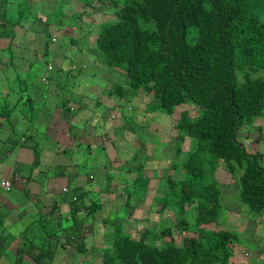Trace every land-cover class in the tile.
<instances>
[{"label": "trees", "instance_id": "1", "mask_svg": "<svg viewBox=\"0 0 264 264\" xmlns=\"http://www.w3.org/2000/svg\"><path fill=\"white\" fill-rule=\"evenodd\" d=\"M67 1L74 9L80 6L83 14L100 12L112 16L110 20L96 24V38L89 48L111 73L118 72L125 77V83L114 82L105 94L107 98L118 99L117 104L125 110L122 111L125 118L134 119L141 110L131 99L145 95H150L145 114L162 112L171 115L177 106L185 103H190L196 110L193 118L189 117L188 110L180 111V117L172 127L178 135L173 159L170 157L163 164L153 163L165 177V190L153 200L162 216L165 206L176 210V223L173 226L171 221L161 224L158 230L145 227L138 237L123 229L127 221L115 223L127 216L133 191L136 190L140 197L150 182L158 179L144 173L151 163L144 160L143 153L137 148L125 167L129 172L127 175H132V186L121 181L124 194L117 197L125 210L123 214L109 218L113 231H106L110 236L105 238L103 246L97 249L99 251L96 250L100 261L94 264H228L234 258L235 247L241 243L234 230L232 233L220 224L223 205L221 183L215 176L217 169L222 167L230 174L237 198L247 205L248 213L256 214L260 220L264 212V155L259 149H248L247 144L252 138L250 129L255 128L260 133L264 126V122L254 126L256 119L264 114V0ZM7 2L3 0L0 9V40L7 38L10 42L16 36L15 26L22 27V21L32 16L25 14V3L17 1L18 15L13 17L5 12L9 8ZM62 4L63 0L56 6V13L44 12L46 43L42 52L32 54L27 65H17L13 44H7L6 49L10 50L7 60L0 56V68L4 69L3 65L17 67V74L7 79L6 87H0V132L6 135L0 141L7 140L11 147L18 144L21 135L11 121L12 113L20 109L21 119L32 122L36 108L33 101L43 93L42 85H46L47 90L49 71L61 70L50 66L49 45L47 48L46 44L51 35L49 26L62 24L64 21L60 18L68 16L62 10ZM40 15L38 11L36 17ZM57 18L60 21L56 22ZM72 42L79 43L73 38ZM69 60L72 62L73 58ZM40 64L43 67L42 84L33 83L29 80L30 73L38 71ZM65 86L66 83L60 82L58 89L64 90ZM127 90L131 91L128 97ZM8 94H16L15 103L6 99ZM70 100L73 101L63 98L61 106L75 114L87 110L93 119L87 104L78 100V105L70 107L73 106ZM25 105L30 106L28 114L24 111ZM75 127L76 124L69 123V132L76 134ZM184 139H190L192 144L186 156L180 158ZM260 141V138L255 139V142ZM102 145L100 141L83 151L85 159L81 158L76 169L87 167L89 161L93 166L101 163L98 151L104 150ZM37 152L35 149L33 165L39 160ZM116 164L106 161L97 167L107 171L105 181L112 183L116 178L115 171H110L111 165ZM76 169L66 171L64 167L56 172L48 171L46 175L64 177L70 187L80 178ZM83 172L88 184L98 179H90L95 175L93 172L91 176L90 170ZM141 183L143 186L137 188ZM67 193L69 216H63L56 203L50 204L31 225L36 230L32 234L35 238L29 240L28 236L31 243L27 245L25 239L21 244L15 264L20 263L23 255H29L36 264H50L54 245L58 242L64 246V242L77 240L84 245L86 237L81 229L77 230L83 224L79 214L84 212L86 218L94 216L101 202L96 196L84 199L86 195L78 192L77 187H71ZM188 209L193 212L192 220ZM175 229L182 233L179 244L173 236ZM187 232L193 234L184 235ZM23 234L28 235V232ZM6 246L7 240L0 235V254Z\"/></svg>", "mask_w": 264, "mask_h": 264}, {"label": "rangeland", "instance_id": "2", "mask_svg": "<svg viewBox=\"0 0 264 264\" xmlns=\"http://www.w3.org/2000/svg\"><path fill=\"white\" fill-rule=\"evenodd\" d=\"M17 1H22L25 3V14L27 16L30 14L32 18L23 20L22 27L15 26L16 36L12 41L9 42L7 38H3L2 40H0V56L4 59V61L7 60L8 52L10 51L9 49H6L7 44H13L11 47L14 51L13 57L18 63L17 65H19L20 63L23 65H27V62L32 54L42 52L46 43L45 29L47 28V22L45 21L44 12L49 11V14L51 13V11H53L54 13H56L57 11L54 10L56 6H58L59 2H61V0H8L7 6L9 8H7L5 12L11 14L13 17L18 15V7H15ZM3 4V0H0V9H2ZM63 4L62 10L68 13V16L60 18L64 21L63 23L61 22L62 24H59L57 26H49L51 29V35L46 44L47 48L49 45L50 65H52L53 67L55 66L61 68V70L55 69L54 72L49 71V75L51 77L49 76L50 81L47 84V90L45 89L46 85H42L43 93L37 96V100L34 99L33 101L34 106L38 104L39 107L35 108V113L33 115L31 125L33 124L34 127H38L40 135L45 134L46 128L42 125L43 123H40L38 121L40 118H42L49 125L50 131L56 129V136L61 139L66 137L64 133L65 131H68L67 125L69 123H74L77 126V133H82L84 135L83 140L87 141V137L89 138L91 134L96 138L98 137L96 144L100 143L101 141V143H103L104 145V150L98 151L99 161L101 163H105L106 161L114 163L118 160L120 165H122L119 174L116 176V179H118L119 183L116 182L117 184L115 185L121 187V181H126L128 185L132 186V175H127L129 174V172L125 170V167L130 164L131 157L135 150H137V146L142 140L143 128L144 134L148 141L147 144L146 142L143 144L141 150L144 153V160H148L150 158L151 153L154 151L153 148L158 144L159 140H163L164 145L166 146L165 149L167 148V156L171 157L174 154V148H172V146L175 147L174 141L178 138V135H176V129L172 128V125H174L176 123V120L179 119L180 111L184 109L188 110L189 117L193 118L195 117L196 110L193 106H191L190 103H185L177 106L175 109L176 112L173 115H167L162 112H155L154 114H147L148 118H146L147 115H144L143 110L144 108L148 107L149 103L146 102L149 100L150 95H145L137 100L135 98L131 99L136 107H139L141 109L138 121L144 119L145 122L148 121L147 124H143L145 127L141 126L139 122H134L133 118L131 117L128 119L125 118L126 116H124L122 112L125 110L123 109V107L121 109L120 105L116 102L118 99L115 97H110L109 99H107L105 98V95H103V93L105 94L106 90H110L113 87L114 82L116 83L120 81L122 83H125V77L123 75L119 76L118 74L114 75V73L109 72L107 67H105L96 59L94 53L91 51L92 48H89V44L93 43L96 38V33L94 34V31L96 30V24L102 23L107 19L110 20L112 16L104 15L100 12L93 15H87L83 14L82 8L80 6L74 9V5H70L67 0H63ZM38 11L39 13H41V15H43V17L41 15L36 17ZM78 12H81L80 17L78 16ZM57 21L60 20H58L57 18L56 22ZM72 21L73 23H71ZM72 38L77 40L79 43H73ZM20 57H22V60ZM69 58H73L72 62H70ZM16 62L14 61V64H16ZM3 67L6 70L3 71L4 69L0 68V87L5 88L8 80L15 76L17 67L14 68L13 65H3ZM77 68H82V70H77ZM37 69L38 71H32L30 73L29 80H31L33 83L42 84V82H40L43 73L42 65L40 64ZM60 82L66 83L64 90L58 89L60 86ZM130 95L131 91L127 90V97ZM9 96L10 94H8L6 99H8ZM11 96L14 100L16 94H12ZM75 96L80 99L79 102L87 104L89 106L87 108L92 110L93 119L90 120V112L87 110L83 109L75 115L73 114L74 112L67 111L61 106L60 102L63 98H72L74 101L78 102ZM98 99H102V104L105 106L104 109H101V101L94 102ZM114 102L116 104H114ZM25 106L27 108H25L24 111L28 114L30 106ZM95 106L100 107L95 108ZM78 117H81L79 118L80 121L77 120ZM84 119H87V123L85 124V126L82 125V121ZM258 121H264V114L263 117L261 116ZM255 124L260 123L255 122ZM104 129H106L107 134L114 133V135H112V137L107 136V134H104ZM251 131L252 130L250 129V132ZM263 136L264 133L262 134V137ZM169 138H171V140L168 143L166 140ZM134 140H137V145L134 144ZM62 141H65V139H63ZM248 141L249 142H247V144L249 147L252 146V149L256 148L264 151V145L262 142L256 143L254 138H251ZM191 144L192 141L190 139H184L182 142V150L179 153L178 157L183 158L184 156H186L185 154L187 153ZM95 146L92 145L91 147ZM118 146L120 148V153L117 149H115ZM84 156V153L79 155V157L83 160L85 159ZM140 157H142V154H140ZM119 158L121 159L119 160ZM171 159H173V157H171ZM122 161L123 164H121ZM0 162H2V160H0ZM101 163L93 166L89 161L87 167L83 169L77 168L76 171L79 172L80 178L82 180H85V183L87 184L85 179L86 174L83 171L90 170L94 172L96 176L104 175L107 171L103 172L102 170L97 169V167H99ZM152 167V163L149 164L145 169V174L156 179L158 178V182L157 180L150 182L147 189L145 188L144 192H141V198L137 197L139 194L136 192V190H134L132 194L133 199H131L130 201L127 216L124 215V218H119L115 222L121 223L123 221H127V223H124L123 229L129 232L133 237H138V233H140L145 227L158 230L161 224H168L171 221V226H173L177 221V215L175 214L176 210H174L173 208H169L168 206L164 205L165 210L163 212V216L160 215L158 211L156 200L153 199L155 196H158L159 193L165 190V177L164 175H161L162 172L158 167H156V169H153ZM22 168L23 167L21 166V169ZM26 170H28L29 174L30 167L25 166L23 168V173H25ZM31 170L34 172L35 168L31 167ZM215 176L218 179L219 183H221L220 185L222 189L221 202L223 208L221 211L220 224L228 231L232 232L233 230H235V232L240 235L239 243L242 244L244 241H246L247 238L250 237L249 235H247L246 231H243L245 225L256 222L251 220L250 218L243 219V217L239 213H237L238 208L240 210H248V207L246 204L238 200L236 190H234L235 187L233 186L234 183L232 178L230 177V174L224 168L219 167L215 173ZM142 184L143 183H141L137 188L142 187ZM113 190L114 188L112 186L110 188V191ZM115 193H117V197L119 194H121L119 192H113V195ZM90 197L95 198L94 195ZM86 201L88 202V200ZM119 201L120 199H118V201L115 200V202H104L101 209L98 211V218L101 220L107 219V221H109L110 217L113 218V216H115L116 214H123L125 209H123ZM230 207H232V209H229ZM113 211L116 212L110 215V213H112ZM187 213L191 216L190 219L192 220V210L188 209ZM249 214L253 218L257 217V215L252 212H250ZM250 221L252 222L250 223ZM104 227L105 229L109 230L110 233H112L113 225L108 223L104 224ZM236 227L243 232L239 233L235 229ZM88 233L90 234L93 232ZM192 234L193 233L191 232H187V234L184 235ZM102 236L103 238L100 236L99 237L104 241L105 238L107 240L110 234L108 232H104L102 233ZM173 236L175 237L176 243L179 244L182 240V233L175 229L173 232ZM93 239H95V237H93L91 240ZM97 247L99 248L100 246ZM256 251H258L257 247L254 249L251 248V250L248 252H244V255L247 259L250 257V259L246 261V264H249V261L251 259L256 258ZM228 264L245 263H240L233 258V260H230Z\"/></svg>", "mask_w": 264, "mask_h": 264}, {"label": "crops", "instance_id": "3", "mask_svg": "<svg viewBox=\"0 0 264 264\" xmlns=\"http://www.w3.org/2000/svg\"><path fill=\"white\" fill-rule=\"evenodd\" d=\"M116 74L120 76L118 72L114 73V75ZM105 94L103 93V95ZM105 98L107 97L105 96ZM9 100L15 103V99L13 100L12 96L9 97ZM70 101L72 102L71 104L73 105L71 107H75L76 105L79 104L77 101L74 100L73 101L70 100ZM114 104L116 103L114 102ZM100 106L101 107L104 106L102 104V101ZM38 107L39 106L37 104L36 108ZM137 114L138 115L133 119L134 122H139L141 126H143V124L144 125L147 124L148 121L145 122V119L138 121L140 112H138ZM123 115L126 116L125 114ZM130 116L131 114L129 115V117ZM79 118L81 117H78L77 120H79ZM146 118H148V115ZM259 118L256 119L255 122H259L260 124L254 123V126L263 125L264 121L262 122L258 121ZM11 119H12L11 120L12 123L15 124L17 127V132L21 133V135L18 144L16 145L14 144L12 147L10 146V142H8L7 140L0 141V146L2 145V147H0V160H2V162H0V181L5 178L11 179L12 181V186L10 191L6 192L2 190L0 187V223H2V225L0 226V235L7 240L6 249L0 254V264H15L16 257L18 258L19 256L18 248L21 246V244H23L26 239L27 240L26 244L28 245L31 243V241L29 240L31 238L32 239L35 238L32 236V234L36 230H34L31 227V225H33L35 220H37L36 219L37 216L47 211L50 204L56 203L60 207L59 210L61 214L67 217L69 216L68 213L69 204L66 202L67 200H69L67 199L69 198V194L67 193L68 191L63 190L64 188L70 189L71 187L72 188L77 187L78 192H81L86 195L84 199H89L90 196L93 195L96 196L101 202V207L102 204L106 201H114V202L115 200L117 201V193L113 195V192H119V193L123 192L122 186L119 187L115 185L119 183L118 179H116L117 177L114 180H112V183H109L105 181L104 175L95 176L92 171L90 174L91 176L93 175L94 176L93 178L90 179H96L98 177L96 181L93 180V182H91L90 184L88 183L86 184L85 180L79 178L78 180H75L73 183H71L70 187H68L67 184L68 181L66 178L64 177L59 178L57 177L56 174L50 177H47L46 175L48 171L52 170L56 172L63 169L64 167L66 171L75 170L76 165L82 161V159L79 157L80 153H82L83 151L85 152L86 149H90L92 145L95 146L98 137L96 138L91 134L89 138L87 137V141H86L83 140L84 135L82 133H76V134L74 132L70 133L68 130L65 131L64 133L66 137L59 139L56 136L57 135L56 129L50 131L49 125L42 118H40L38 121L40 123H43L42 125L46 128V130H45V134L40 135L38 131V127H34L33 124L31 125V122L24 121L21 119V113L19 112L18 109L12 113ZM85 121H86L85 119L82 121L83 126H85V124L87 123ZM70 124H74V123H70ZM68 125H67V129H68ZM263 127L260 133H258L255 128L253 129L251 128L252 131L250 132V137L254 139H256V137L260 138L261 139L260 142H262L264 145V136L262 137V134L264 133ZM76 130H77V126L75 127L74 131ZM104 131H106V129H104ZM142 131H143L142 140L140 141V144L137 146V148L140 151L142 150L143 144L145 142L146 144L148 143L147 138L144 134V128ZM112 135H114V133L108 134V136H112ZM5 136H6L5 133L0 132V139L5 138ZM63 139H65V141H62ZM170 140L171 138L167 139L166 141L169 143ZM136 142L137 140H134L135 145H137ZM8 147H9V151L7 150ZM165 147L166 146L164 145L163 140H159L158 144L153 148L154 151L151 153L150 158L147 160L148 162L152 163V166L153 163L155 162H158L157 164L159 163L163 164L164 161L169 160L170 157L167 156V148L165 149ZM250 147L248 146V148ZM172 148H174V146H172ZM35 149H37L38 151L37 153L39 160L37 164L33 165ZM115 149H117L118 152L120 153L119 147H116ZM262 153L264 155V151H262ZM120 159L121 158H119V160ZM116 162H117L116 166L111 165V167L113 168H110V171H115L114 174L115 176L118 175L119 171L121 170V169L117 170V168L122 167V165H120L118 160ZM121 164H123V161L121 162ZM157 164L156 167H158ZM21 166L23 168L25 166L30 167L29 174H28V170H26V172L23 173V168L21 169ZM31 167L35 168L34 172L31 170ZM156 167L153 166L152 168L156 169ZM89 176L90 175H88V177ZM112 186L114 190L110 191V188ZM232 207H230L229 209H232ZM100 209H98L94 213V216L92 217L88 216V218H86L87 216L84 215V212H80L79 220L80 222H83V224L81 226H78L77 230L81 229L82 234H84L85 237H87L88 235L87 239L85 238L86 240L85 239L83 240L84 245L79 244L80 242L77 240H71L67 243L64 242V246H62L61 243L59 242L56 243L53 248L50 264L99 263L100 258L96 250L98 249L97 246H100L99 248L103 246L104 241L100 237L103 238L102 233L108 231L107 229H105L104 224L109 223L107 219L101 220L98 218L97 214ZM114 212L116 211H113L112 213H110V215H112ZM237 213H239L243 217V219L250 218L256 223H251L252 221H250L251 224L245 225L243 231H246L247 235H249L250 237L247 238L246 241H244L241 245L237 244L234 251V259H236L240 263L243 262L246 264V261H248L250 257L247 259L246 256L244 255V252H248L251 250V248L254 249L257 247L258 251H256L255 253L256 258L251 259L249 261V264H263L264 263V223H263L264 212L260 216V222L257 219V217H255L256 219L251 217L250 214L244 209L240 210L238 208ZM82 218L84 221L82 220ZM95 223H97V225H95ZM235 229L239 233L243 232L240 231L237 227ZM24 232H28V235L23 234L24 236H22V233ZM88 232H93V233L89 234ZM28 236H29V240L27 238ZM93 237H95V239L91 240ZM84 247L85 249H87L86 251H84ZM81 249H83L84 252ZM19 264H36V262L29 255H23L22 258L20 259Z\"/></svg>", "mask_w": 264, "mask_h": 264}, {"label": "clouds", "instance_id": "4", "mask_svg": "<svg viewBox=\"0 0 264 264\" xmlns=\"http://www.w3.org/2000/svg\"><path fill=\"white\" fill-rule=\"evenodd\" d=\"M50 66H51V65H50ZM50 66H48L49 69H51ZM184 110H185V109H184ZM175 112H176V111H175ZM175 112H174V113H175ZM174 113H173V114H174ZM179 113H180V112H179ZM173 114H172V115H173ZM177 120H178V119H177ZM177 120H176V121H177ZM174 125H175V124H174ZM174 125H173V126H174ZM8 151H9V150H8ZM3 180H10V181H11V179H7V178H5V179H3ZM3 180L0 181V187H1V189L4 190V191H6V192L10 191V190H11V186H12V181H11V184H10V189H9V190H6V189L2 186V184H1V182H2ZM63 190H64V191H68L67 188H64ZM246 211H247V210H246Z\"/></svg>", "mask_w": 264, "mask_h": 264}, {"label": "built area", "instance_id": "5", "mask_svg": "<svg viewBox=\"0 0 264 264\" xmlns=\"http://www.w3.org/2000/svg\"><path fill=\"white\" fill-rule=\"evenodd\" d=\"M91 177V176H90ZM2 186L6 189V190H9L10 189V184H11V181L10 180H3L1 182Z\"/></svg>", "mask_w": 264, "mask_h": 264}]
</instances>
